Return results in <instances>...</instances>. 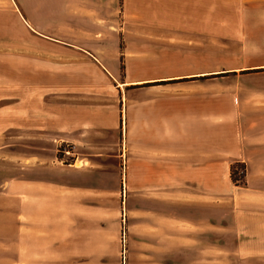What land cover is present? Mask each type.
Here are the masks:
<instances>
[{
	"label": "rangeland",
	"instance_id": "rangeland-1",
	"mask_svg": "<svg viewBox=\"0 0 264 264\" xmlns=\"http://www.w3.org/2000/svg\"><path fill=\"white\" fill-rule=\"evenodd\" d=\"M69 3L0 0V264H264V240L243 239L247 229L264 233V156L248 160V173L258 172L248 192L238 162L239 186L231 181L221 200L193 206L172 193L174 231L159 233L149 217L169 211L154 206L164 194H150L148 176L136 174L143 161L133 137L134 103L172 87L202 91V110L219 109L222 124L235 115L239 138L246 112L248 131L264 128V0H248V11L242 0H222L219 15H200L204 32L176 36L137 28L124 0L82 15L77 28ZM101 16L108 30L91 31L90 19ZM138 36L160 42L148 54L188 57L164 65L166 75L184 77L138 82ZM78 40L95 59L68 46ZM147 62L146 70H163ZM203 73L212 75L190 76Z\"/></svg>",
	"mask_w": 264,
	"mask_h": 264
},
{
	"label": "crops",
	"instance_id": "crops-1",
	"mask_svg": "<svg viewBox=\"0 0 264 264\" xmlns=\"http://www.w3.org/2000/svg\"><path fill=\"white\" fill-rule=\"evenodd\" d=\"M72 1L69 0L67 13L70 17H75V20L72 22L69 18V25L77 28L80 27L79 20L82 15L90 16L93 11H104L103 9L109 5V0H90L89 6L80 8ZM242 1L244 2L242 11H248V0ZM146 4L150 6V9H144ZM124 6L123 11L126 13V18L136 20L138 23L134 25L137 28L142 29L141 26H144L152 29L155 33L163 32L176 36L175 34L181 31L191 34H196L199 31L204 32L206 25H204L203 18L200 20V15H203L205 11H212L213 15L218 11L216 15H219V11H222V0H124ZM258 11H264V7L258 8ZM168 14L169 18L164 21V16ZM90 20L92 22L91 31H106L109 28L108 25L103 24L107 20L103 16ZM216 23L219 24V19L216 20ZM26 24L29 29L36 32L28 21ZM210 26L211 24L208 25V27ZM214 26L215 19L212 23V27ZM142 37H137L138 43L134 47L136 51H141L139 52L141 54L132 61L137 69L138 82L145 83L184 77L181 74L166 75L164 65L187 64L190 61L188 57L174 55H162V57L158 55V52L148 54L149 49L158 51L157 44L160 42H156L154 39L155 43H152L148 40L150 41L149 45H143ZM154 37L158 40L156 36ZM54 41L66 44L60 40ZM68 43L69 47L94 58L86 50L88 44L80 40ZM144 51L145 54H143ZM129 52L133 53L132 50ZM148 58L160 61L159 64L162 65L163 70L162 68L153 72L146 70L150 66L146 64ZM210 74L190 76L209 77L212 75ZM165 92V98L150 99L148 105L134 103L133 117L136 121L138 120V125L134 128L133 137L139 146L138 158L143 161V167L139 168L136 174L148 176L150 194L158 192L164 194L161 199L153 201L154 206L158 208V206H162L160 204H164L165 210L169 211L162 213L154 210L149 217L150 223L152 226L159 225L161 227L159 233L171 234L174 231L171 216V209L174 205L172 199H169L172 197V193H175V196L180 195L181 198L188 197V199H182L186 201L181 202H188L193 206H199L200 202L206 199L212 202L221 200V193L228 190V185L232 181L230 167L232 163L238 162L246 165L247 188L245 189L248 192V182L250 184L252 181L250 177L258 173L257 171L254 173L252 169L248 173V160L252 158L253 153L264 156V128L262 123L260 130L248 131V112H246L243 114L246 115V124L241 130L239 138L236 135L237 117L227 114L226 122L222 124L219 109L206 114L202 110L203 103H205L204 94L199 89L172 87ZM216 101L217 99H213L214 106ZM146 108H148V115L144 114ZM223 134L228 137H223ZM222 161H225L224 175H222ZM234 189L239 188L234 186ZM168 208L170 210H167ZM214 229V226L210 229L213 231L211 235L216 238L219 233H215ZM155 233L157 232L155 231ZM245 238L247 240L248 238L264 240V233L248 232L247 229L244 231L243 239ZM244 252L248 260V243Z\"/></svg>",
	"mask_w": 264,
	"mask_h": 264
},
{
	"label": "trees",
	"instance_id": "trees-1",
	"mask_svg": "<svg viewBox=\"0 0 264 264\" xmlns=\"http://www.w3.org/2000/svg\"><path fill=\"white\" fill-rule=\"evenodd\" d=\"M236 164L238 165L239 163H236ZM234 165L230 169V174H231V180H232V182L237 185L238 182H239V179L237 178L236 166H234ZM242 166L245 167L244 165H242ZM237 186H239V185H237Z\"/></svg>",
	"mask_w": 264,
	"mask_h": 264
}]
</instances>
